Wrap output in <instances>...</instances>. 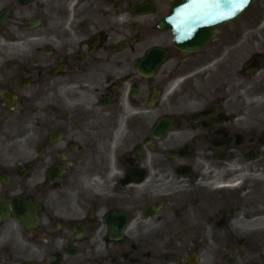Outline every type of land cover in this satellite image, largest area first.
I'll return each mask as SVG.
<instances>
[{"label": "flooded vegetation", "instance_id": "af4514ba", "mask_svg": "<svg viewBox=\"0 0 264 264\" xmlns=\"http://www.w3.org/2000/svg\"><path fill=\"white\" fill-rule=\"evenodd\" d=\"M225 3L0 0V264H264V0Z\"/></svg>", "mask_w": 264, "mask_h": 264}, {"label": "water", "instance_id": "95a60500", "mask_svg": "<svg viewBox=\"0 0 264 264\" xmlns=\"http://www.w3.org/2000/svg\"><path fill=\"white\" fill-rule=\"evenodd\" d=\"M255 0H225L226 13L230 10L238 11V9L251 5Z\"/></svg>", "mask_w": 264, "mask_h": 264}]
</instances>
